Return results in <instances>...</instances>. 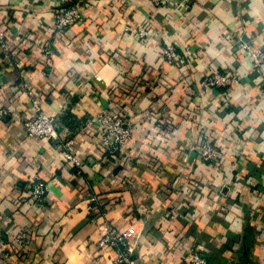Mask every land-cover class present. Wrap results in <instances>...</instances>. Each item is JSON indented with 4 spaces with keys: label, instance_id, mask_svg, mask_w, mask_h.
Instances as JSON below:
<instances>
[{
    "label": "crops",
    "instance_id": "1",
    "mask_svg": "<svg viewBox=\"0 0 264 264\" xmlns=\"http://www.w3.org/2000/svg\"><path fill=\"white\" fill-rule=\"evenodd\" d=\"M78 2L83 19L53 35V0H0L10 46L0 44V264H114L90 195L133 233L134 264H187L193 250L212 264H264V71L233 48L247 33L264 51V0ZM169 43L182 54L174 64L161 55ZM216 71L237 81L205 94ZM28 90L61 118L58 140H74L82 167L65 163L58 142L28 136ZM114 106L133 133L110 156L84 124ZM202 129L220 147L216 163L201 159ZM36 176L50 188L42 203L30 198Z\"/></svg>",
    "mask_w": 264,
    "mask_h": 264
},
{
    "label": "built area",
    "instance_id": "2",
    "mask_svg": "<svg viewBox=\"0 0 264 264\" xmlns=\"http://www.w3.org/2000/svg\"><path fill=\"white\" fill-rule=\"evenodd\" d=\"M155 7L163 8L168 0H150ZM54 3V24L53 35L65 33L70 27L79 23L83 19L82 6L78 0H53ZM133 31L140 39H149L152 36V27L145 24L137 25ZM0 44L4 47L5 52L10 54V46L2 39ZM236 51L245 53L254 64L258 72L264 71V51L255 47L253 39L245 36L233 44ZM50 47L44 48L47 54H50ZM164 62L174 64L182 59L179 47L169 43L162 47L161 51ZM237 81L234 75L223 72H210L205 75L202 81V88L205 94L213 89H227ZM28 95L34 106V113L28 117L25 122V130L30 137L46 139L58 142V147L62 150L64 161L75 167H82L84 160L78 157L74 151V140L63 139L58 140L59 126L61 118L53 116L43 111L39 104V97L31 90ZM9 115L7 109H0V119ZM84 129L94 135H98L101 139L103 150L107 155H122L128 149V142L133 133L132 121L126 111L120 106H114L99 112L95 116L86 119ZM199 152L201 159L206 163H216L220 157V147L215 143L213 138L205 129L201 131L198 140ZM50 188L47 182L36 176L31 183L30 195L31 199L42 203ZM89 211L93 215V222L97 223L100 231V240L98 246L102 249H110L113 253L112 261L114 264H134L135 245L131 242L133 233H123L118 230L107 217V210L100 198L96 195H90L88 199ZM26 234L19 235V239H24ZM0 242H3L0 240ZM3 257L9 261V252H4ZM187 264H212L200 252L193 250Z\"/></svg>",
    "mask_w": 264,
    "mask_h": 264
}]
</instances>
